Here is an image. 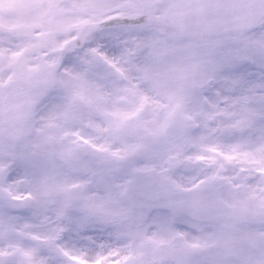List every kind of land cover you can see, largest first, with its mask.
<instances>
[{"label":"snow or ice","instance_id":"6c2138e0","mask_svg":"<svg viewBox=\"0 0 264 264\" xmlns=\"http://www.w3.org/2000/svg\"><path fill=\"white\" fill-rule=\"evenodd\" d=\"M0 264H264V0H0Z\"/></svg>","mask_w":264,"mask_h":264}]
</instances>
